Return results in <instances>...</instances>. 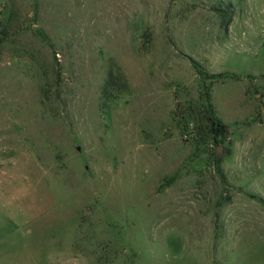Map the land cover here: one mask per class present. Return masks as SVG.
I'll use <instances>...</instances> for the list:
<instances>
[{
    "label": "rangeland",
    "instance_id": "obj_1",
    "mask_svg": "<svg viewBox=\"0 0 264 264\" xmlns=\"http://www.w3.org/2000/svg\"><path fill=\"white\" fill-rule=\"evenodd\" d=\"M0 264H264V0H0Z\"/></svg>",
    "mask_w": 264,
    "mask_h": 264
},
{
    "label": "trees",
    "instance_id": "obj_2",
    "mask_svg": "<svg viewBox=\"0 0 264 264\" xmlns=\"http://www.w3.org/2000/svg\"><path fill=\"white\" fill-rule=\"evenodd\" d=\"M227 8H223L222 6L213 5L211 6V10L214 11L218 16H222V22L226 26L229 25L231 21V13L233 11V6L231 4L226 6ZM115 71H111L109 75V79L106 81L103 87V98L110 102L122 100L125 96L129 94V86L127 83V79L123 72L116 65L114 66ZM128 93V94H127ZM214 108L212 104H210V109L205 113L206 120L208 121L209 130L211 135L213 136L215 142L217 143L218 137L224 138L229 134L227 130V126L222 123V121L216 116L214 112ZM215 162H219L217 158H215Z\"/></svg>",
    "mask_w": 264,
    "mask_h": 264
},
{
    "label": "water",
    "instance_id": "obj_3",
    "mask_svg": "<svg viewBox=\"0 0 264 264\" xmlns=\"http://www.w3.org/2000/svg\"><path fill=\"white\" fill-rule=\"evenodd\" d=\"M223 145L221 146H216V157L219 159L222 155V152H223Z\"/></svg>",
    "mask_w": 264,
    "mask_h": 264
}]
</instances>
